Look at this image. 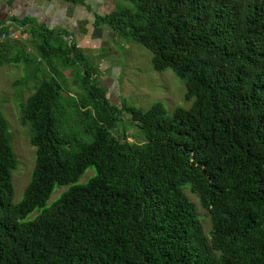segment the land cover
<instances>
[{"label":"trees","instance_id":"16d2710c","mask_svg":"<svg viewBox=\"0 0 264 264\" xmlns=\"http://www.w3.org/2000/svg\"><path fill=\"white\" fill-rule=\"evenodd\" d=\"M123 1L134 8L95 24L151 51L193 103L119 108L66 31L31 28L50 74L38 64L21 106L36 163L18 204L0 112V264H264V0ZM10 50L0 44V65L31 62ZM67 70L75 97L60 81ZM126 110L141 142L112 132ZM188 190L210 214L208 233Z\"/></svg>","mask_w":264,"mask_h":264},{"label":"rangeland","instance_id":"374dc122","mask_svg":"<svg viewBox=\"0 0 264 264\" xmlns=\"http://www.w3.org/2000/svg\"><path fill=\"white\" fill-rule=\"evenodd\" d=\"M110 3L115 5L116 9L134 8L133 4L123 0H110ZM33 42L31 41V43ZM31 43H24L25 51L32 54L34 52L35 55L40 56L39 51L36 47L33 48L34 46L32 47ZM113 45L117 47L119 52L116 60H113V64L116 62L115 64L118 66L116 69L115 64L112 69L107 66L111 65V62H108L107 59L100 58L98 60L100 67H97L99 63L95 60L84 62L86 63L85 68L93 73L97 72L96 76L104 85L103 88L108 89L107 97L110 103L119 108L125 104L130 108L148 110L155 103L162 102L169 113H173L177 108L189 109L191 107L193 101H187L186 99L187 88L185 82L177 77L172 70L155 71L151 51L135 42L120 37L116 38ZM34 49L36 50L34 51ZM7 56L15 58L12 52L8 53ZM34 66L27 65V63L0 65V112L4 114L10 124V132L13 135V148L18 160V166L13 172L14 202L16 204L20 203L24 197L25 189L30 183L36 163V150L30 142L31 127L23 125L21 122V106L33 94L37 82L34 81L33 77ZM44 67L46 66L44 65ZM45 70L46 75H49V69L45 68ZM64 75L65 80H60L62 86L65 91H75L74 93L70 92L75 97L81 92V89L72 85L70 70L65 71ZM65 95L68 94L65 92ZM131 118L132 115L129 110L123 112L117 127L112 132L119 137L126 135L130 142H141L140 132L132 123ZM95 175V168L89 169L80 180V183L88 182ZM65 190L66 188H56L48 205L52 204ZM187 194L197 206L205 231L208 233L211 228L210 214L203 209L197 196L191 194L189 190ZM41 211V209L36 210L29 216V219L36 217Z\"/></svg>","mask_w":264,"mask_h":264},{"label":"crops","instance_id":"0c3cea01","mask_svg":"<svg viewBox=\"0 0 264 264\" xmlns=\"http://www.w3.org/2000/svg\"><path fill=\"white\" fill-rule=\"evenodd\" d=\"M115 10L117 9L110 0H88L86 4L67 0H0V26L16 35L15 39L11 40V50L8 53L12 52L15 60H19V57L29 58L31 62L26 63L35 65L34 69L38 64L48 68L41 53L37 56L34 52L28 53L23 47L25 42L36 40V35L30 30L39 27H47L57 35L66 31L69 35L64 37V40L68 44L75 43L87 60L98 62L100 58L107 59L111 62V65L107 66L112 69L116 63L113 64V60H116L119 54L113 43L119 37L109 26H97L95 23L96 16H104ZM23 23L31 24L28 25L27 32V26H23ZM31 45L34 46L33 43ZM22 63L25 62L15 64ZM97 66L100 67V63ZM114 67L116 69L118 66L115 64Z\"/></svg>","mask_w":264,"mask_h":264},{"label":"built area","instance_id":"2783aa9c","mask_svg":"<svg viewBox=\"0 0 264 264\" xmlns=\"http://www.w3.org/2000/svg\"><path fill=\"white\" fill-rule=\"evenodd\" d=\"M15 33L6 32L2 26H0V44L5 43L6 41L15 39Z\"/></svg>","mask_w":264,"mask_h":264}]
</instances>
